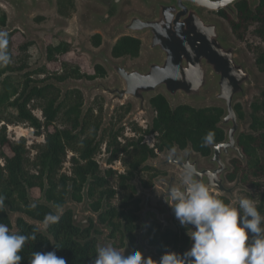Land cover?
<instances>
[{"label": "trees", "instance_id": "obj_1", "mask_svg": "<svg viewBox=\"0 0 264 264\" xmlns=\"http://www.w3.org/2000/svg\"><path fill=\"white\" fill-rule=\"evenodd\" d=\"M237 19L234 20L226 11L218 12L225 19L233 35L240 41L253 25V34L264 43V0H258V5L251 9L248 0L236 4ZM75 9L74 0H58L57 12L63 17H70ZM41 20V19H39ZM8 17L0 9V29L6 27ZM13 34L6 35V51L9 62L0 64V223L8 225L11 232L31 235L20 255L21 264H29L34 251H56L58 257H63L66 264H93L97 242L92 232L95 227L93 220L87 228L79 227L74 220V212L66 209L55 224L47 226L46 233L39 227L28 222L24 217H18L13 224L6 212L11 211L27 216L37 222L44 221L45 215L63 210L69 201L81 204L85 201V193L90 200V208L99 214V221L112 228V237L117 234L123 242L131 245L137 243L135 233L140 229L139 213L141 200L137 198L138 190L135 180L142 172H153L156 169L142 166L150 159L157 158L158 153L181 151L190 146L195 153L203 157L211 155V144L223 142L226 132L219 124L224 116L221 107L195 108L182 104L172 108L168 99L160 94L150 99V105L155 112L151 127L141 129L132 125L136 135L125 138L122 144L124 128L116 132L106 131L100 136L104 100L97 97L96 102L84 112L85 96L77 88L69 89L65 94L57 84L70 80L96 81L108 76L106 68L100 64L93 67V74L84 73L79 66L62 62L56 72L49 73L46 67L31 69L29 66L30 48L33 42L19 46L14 53L11 46ZM95 48L102 45V36L95 34L91 38ZM142 42L132 36L121 37L111 54L115 59L125 57L138 58ZM71 52L70 44L61 42L47 47V60L56 62L59 57ZM255 63L264 74V49H255ZM57 83V84H56ZM42 112L43 119L34 114V110ZM240 119H244L243 108L235 105ZM131 112V106L126 107L120 121ZM251 133H241L238 144L246 158L233 159V172L227 175L229 182H234L240 175L241 183L254 190L251 199L259 200L258 210L264 213V90L260 97L251 104ZM24 125L33 130L37 137H44V142L27 146L25 138L12 142L8 138V126ZM137 134L139 136H137ZM211 134V143H205V137ZM152 136L154 145L149 146L145 138ZM109 154L107 164L121 161L124 173H118L109 168L103 170L97 157L103 152ZM9 147L12 155L4 149ZM31 149L35 155L31 158ZM69 152L72 156L69 158ZM70 163V173L64 172L66 163ZM141 179L144 188L149 189L152 179ZM39 189L43 202H33L30 192ZM222 199L229 203L226 198ZM35 205V207H31ZM15 228V230H14ZM153 246L160 256L166 251L183 254L189 250L190 238L184 233L167 230L162 233L159 225L152 223L149 230Z\"/></svg>", "mask_w": 264, "mask_h": 264}, {"label": "water", "instance_id": "obj_2", "mask_svg": "<svg viewBox=\"0 0 264 264\" xmlns=\"http://www.w3.org/2000/svg\"><path fill=\"white\" fill-rule=\"evenodd\" d=\"M82 1L94 7L89 21L92 29L102 30L111 27L113 35L124 34V36L138 39L146 37V51L153 57L144 67L129 68L125 61L114 62L109 58L108 51L93 53L92 56L102 62L107 71L117 79V83L113 85L103 82L93 85L71 81L64 84L56 83L63 94L70 87L86 91L88 94L86 109L92 94L101 91L110 98L108 112L116 102L124 103L126 100H133L137 104V110L131 114V118L141 114L151 117L148 104L151 98L160 95V90H163L164 96L172 103V108H175L174 105L181 99L190 106L206 102H216L224 106L225 113L219 126L223 130L227 129L226 137L223 142L210 145L212 152L206 158L208 167L200 165L201 155L195 153L191 146L182 154L178 148L173 150L172 154L165 151L163 159L159 162L150 159L142 166L170 167L177 171L171 174L170 178L157 180L162 188L157 206L151 205V196L155 191L147 192L139 183H135L139 192L137 198H145V203L142 204L143 211L139 213L141 220L138 225L141 229L136 233L137 247H132L127 242L125 255L140 250L145 258L151 256L154 260H159L161 256L147 244L150 238L149 226L151 221H155L162 226L163 230L172 227L173 213L165 197L174 186L178 173H183L188 165L194 166L197 169L196 179L208 184L210 191L216 197L228 196L234 200L235 191L243 188L240 175L237 176L234 185L227 186L226 175L234 169L227 159L236 155L242 162H246L238 144L240 118L235 110V101L237 98H247L248 88L255 85L254 73L241 59L238 46L222 30V24L203 15V11H226L236 20L235 6L243 0H171L170 2L140 0L145 10L149 11L148 14L130 11L122 20L119 18L122 17L126 0ZM248 1L251 9L258 5V0ZM39 2H47L49 6L54 4L53 0L10 1L16 19L24 30L27 28L26 21L29 15L36 9ZM116 20L119 21L116 22ZM87 199L85 193V200ZM57 213L60 212L57 211ZM97 215L99 218V214ZM112 233L110 228L97 245H104L105 240L112 236ZM93 239H95L94 236Z\"/></svg>", "mask_w": 264, "mask_h": 264}, {"label": "rangeland", "instance_id": "obj_3", "mask_svg": "<svg viewBox=\"0 0 264 264\" xmlns=\"http://www.w3.org/2000/svg\"><path fill=\"white\" fill-rule=\"evenodd\" d=\"M11 0H0V9L4 10L6 12L8 17V22L6 27L0 29V33H12L13 36L11 38V46L13 48L14 53H17V50L20 45L26 43V42H33L34 45L30 48V60H29V66L31 69H36L39 67H46V70L49 73L56 72L62 62H69L72 64H75L76 66H79L81 70L84 73L87 74H93V67L97 64L102 65V62L98 58H94L93 53H100L102 51H108V56L111 58L114 62H123L125 61L127 67L133 68V67H144L145 64L153 57L150 53L146 51V44H147V38L146 37H139V39L142 42L140 55L138 58H130L125 57L122 59H115L113 58L111 51L116 42L124 36V34L119 35H113L112 28L108 27L106 29L102 30H95L90 27V13L91 11H94V7H92L90 4L85 3L82 0H74L75 2V9L71 13L70 17L66 18L57 12V1L53 0L54 4L53 6H49L47 2H39L36 9L29 15L26 26L27 28L24 30L21 23L16 19L15 11L13 7L10 4ZM96 10V9H95ZM130 11H139L144 14H148V12L145 10L144 6L140 2V0H126L125 4L122 9V17L119 18V20H122L125 18L126 14ZM98 12V11H95ZM203 15L208 19L217 20L222 24V30L231 38V40L238 46L241 54L240 57L242 60L246 62V64L250 67V69L254 73L255 78V85L253 87L248 88L247 98H237L235 101L236 104H240L243 108L244 112V119H240V134L241 133H251V104L260 97V93L262 90H264V74L259 71V69L256 66L255 59V49L261 48L264 49V43L258 39L254 34L253 30L255 29V26H251L248 30V32L245 35V40L240 41L238 40L232 33V29L229 25V23L223 19L221 16L218 15L217 12H209V11H203ZM41 19V20H39ZM119 20H116L119 21ZM95 34H100L102 36V45L99 48H95L91 43V38ZM61 42H66L70 44L71 46V52L61 56L58 58L56 62H49L47 60V47L49 45H57ZM104 66V65H102ZM105 67V66H104ZM107 70V69H106ZM108 72V71H107ZM71 82H86L89 85H93L97 82H103L105 84L113 85L117 83V79L113 76L112 73L108 72V76L105 79H98L96 81L90 82L86 80L76 81V80H70ZM76 87H70L69 89H74ZM80 89V88H77ZM85 96V106L87 104L88 100V94L86 91L80 89ZM160 94L164 95L163 90L159 91ZM97 97H101L104 100V111L102 114V126L100 130V136L104 132H108L113 130V132L118 131L119 129L124 128L123 136L119 139V141L124 144L126 142L125 138H132L136 135V133L133 132L132 125H137L141 129H146L151 127L152 120L155 117V112L153 108L151 107L150 103L148 104V108L151 110V117L147 114H141L136 118H131V114H133L137 110V104L133 100H126L124 103L116 102L111 110L108 112V106L110 102V98L105 95L101 91L94 92L91 96L90 102L88 103L86 109L84 107V112L86 113L88 109L96 102ZM170 103V101H169ZM182 104H187L184 100H180L178 103L174 105V107H177ZM130 105L131 106V112L125 119L120 121L121 117L124 115L126 107ZM172 105V103H170ZM191 106L195 108H205V107H221L224 109V106L221 104H218L216 102H206L205 104H191ZM34 114L40 118L42 117V112L39 109L34 110ZM225 132L227 129H224ZM7 134L8 138L12 142H17L21 138H25L27 141V146L29 148H32L33 145L41 144L44 142V137H37L34 135V132L32 129L20 125V126H8L7 127ZM137 136H139L137 134ZM146 143L149 146L154 145V139L152 136H148L145 138ZM105 144L103 145V153L97 157V160L99 164L101 165L103 170L109 169L107 165V159L109 157V154H104ZM4 151L8 155H12L9 147H6ZM173 151H170L169 154H172ZM185 152H180V154ZM35 151L31 149V158L34 157ZM72 156V153L69 152L68 155V161L69 158ZM164 155L163 153H158L157 159L154 160L155 162H159L161 159H163ZM233 159H239L236 157V155H233L230 159H227V162L231 164V160ZM121 162V161H117ZM244 163V162H243ZM200 165L202 167H208V164L206 162V159L200 158ZM114 170H116L118 173H124V165L121 163H116L113 165ZM165 174H161L163 176H169L170 172L176 173L177 171L174 168H164V170L161 169ZM64 172L70 173V163H66L64 167ZM147 180L149 178V175H138L137 179L135 180V183H139L141 179ZM182 178H180V181L177 183H181ZM242 184V183H241ZM230 185V184H228ZM242 189H239L234 194V201L233 204L238 205V202L241 197H247L251 198V196H258L254 194V190L251 188H248L247 186L243 185ZM159 184H155L156 194L153 196V204L156 205L159 202V195L161 194V189ZM31 200L33 202H43L42 194L39 189H35L30 192ZM141 199V198H140ZM142 203H144V198L141 199ZM258 207L259 200H255ZM7 214L9 215L10 219L12 220L13 224H15V221L18 217H24L28 222L35 224L39 227L40 231L42 233H46L47 226L44 225L42 222H37L35 220L30 219L27 216L21 215L17 212L11 211L8 207L5 208ZM66 209H71L74 212L75 215V222L78 226L81 228H87L89 226V221L93 220L95 222V227L92 232V236L95 237V241L98 243L103 236L108 233L111 227H107L106 225L99 222L98 215L92 211L90 208V200L87 199L81 204L74 203L72 201L68 202V205L65 207L64 211ZM58 216L61 215V212ZM264 214V213H262ZM97 222V224H96ZM15 230V228H14ZM105 246H113L118 251H120L122 254H125L126 249V240L123 242L124 247H122V240L121 236L117 234L115 237L109 236L105 240ZM137 247V245L135 246Z\"/></svg>", "mask_w": 264, "mask_h": 264}, {"label": "clouds", "instance_id": "obj_4", "mask_svg": "<svg viewBox=\"0 0 264 264\" xmlns=\"http://www.w3.org/2000/svg\"><path fill=\"white\" fill-rule=\"evenodd\" d=\"M5 37L6 33H0V64L9 62L4 50ZM211 140L209 134L204 142ZM196 176L197 169L188 165L183 172L182 187H171L165 197L180 225L188 229L189 250L183 254L166 251L159 260H154L151 256L145 258L140 250L125 255L113 246L97 245L93 264H264V214L256 202L241 197L238 206L225 203ZM58 220V215L48 213L43 223L48 226ZM29 239L35 240V233H14L8 225L0 223V264H21L20 253ZM29 264H66V260L58 257L56 251H34Z\"/></svg>", "mask_w": 264, "mask_h": 264}, {"label": "flooded vegetation", "instance_id": "obj_5", "mask_svg": "<svg viewBox=\"0 0 264 264\" xmlns=\"http://www.w3.org/2000/svg\"><path fill=\"white\" fill-rule=\"evenodd\" d=\"M163 1H165V2H170L171 0H163ZM218 13V12H217ZM168 152H170V151H168ZM180 152H184V151H181L180 150ZM201 159L202 158H204V159H206L207 157H203V156H201L200 157ZM157 158H155V159H151V160H156ZM232 161V160H231ZM232 164V163H231ZM147 167H150V168H153V169H156L157 171H153V172H150V173H147V172H142L143 173V175L145 174H147V175H149V177L150 176H153V175H155L156 174V177L155 178H153L152 179V187L151 188H149V189H146V188H144L143 186H142V184H141V181H140V186H141V188L143 189V190H145V191H147V192H152V191H155L154 193H153V195L151 196V205L152 206H157V204L156 205H154L153 204V196L156 194V190H154L155 189V184H158L157 183V180L158 179H162V178H170L171 177V174H173L174 173V171H173V173H171L170 172V175L169 176H163V175H161V174H165L163 171H161V169L162 170H164V168H158V167H156V166H149V165H146ZM146 166H144V167H146ZM144 167H142V168H144ZM233 172V171H232ZM231 172V173H232ZM230 174V173H229ZM228 175V174H227ZM227 175H226V179H227ZM183 177V173H178V177H177V179L175 180V182H174V186H176V187H182V183H179V185H177V183L180 181V178H182ZM238 178V177H237ZM237 178L235 179V181L234 182H229L228 181V179H227V186H232V185H234L235 184V182H236V180H237ZM228 184H230V185H228ZM159 189H162L161 187L159 188ZM137 190H138V188H137ZM237 191V190H236ZM235 191V192H236ZM138 194H139V192H138ZM161 194H162V190H161ZM161 194L159 195V201H160V196H161ZM235 194V193H234ZM226 198L228 201H229V203L232 205V202L234 201V200H232L231 198H229L228 196H218L217 198ZM142 199V198H141ZM140 199V200H141ZM144 203H145V198H144ZM142 201H141V209H142ZM234 205V204H233ZM236 206H238V205H236ZM171 210H172V213H173V219H172V221H171V225H172V227H168V228H166L165 230H163L162 229V226L160 225V224H158V223H156L155 221H151L150 222V226H151V224L152 223H155V224H157V225H159V227H160V231L162 232V233H164V232H166L167 230H171V231H174L175 233H179V234H181V233H184L185 235H186V237H189L188 236V234H187V232H188V229H186V228H184V227H182L181 225H180V223H179V221L176 219V217H175V215H174V212H173V209H172V207H171ZM143 211V209L141 210V212ZM140 217V216H139ZM140 220H141V217H140ZM139 223V222H138ZM150 226H149V230H150ZM139 228L141 229V227H140V225H139ZM140 229L138 230V231H140ZM137 231V232H138ZM136 232V233H137ZM136 233H135V235H136ZM148 236L150 237L149 239H148V241H147V244H148V246L149 247H153V246H150L149 245V241H150V239H151V235H149V231H148ZM137 237V236H136ZM190 238V237H189ZM138 239V238H137ZM129 243V242H128ZM131 245V244H130ZM137 245V243L135 244V245H131L132 247H135ZM190 246H191V240H190ZM190 246H189V249H190ZM154 248V247H153ZM155 249V248H154ZM156 251V250H155ZM157 253V252H156Z\"/></svg>", "mask_w": 264, "mask_h": 264}, {"label": "built area", "instance_id": "obj_6", "mask_svg": "<svg viewBox=\"0 0 264 264\" xmlns=\"http://www.w3.org/2000/svg\"><path fill=\"white\" fill-rule=\"evenodd\" d=\"M116 163H121V162H115L114 164H116ZM114 164H110V165L107 164V165H108V167H110V168H114V166H113Z\"/></svg>", "mask_w": 264, "mask_h": 264}]
</instances>
